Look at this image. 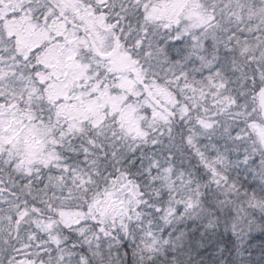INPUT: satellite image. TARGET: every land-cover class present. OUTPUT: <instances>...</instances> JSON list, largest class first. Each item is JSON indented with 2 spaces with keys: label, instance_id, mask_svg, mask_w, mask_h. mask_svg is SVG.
<instances>
[{
  "label": "snow or ice",
  "instance_id": "1",
  "mask_svg": "<svg viewBox=\"0 0 264 264\" xmlns=\"http://www.w3.org/2000/svg\"><path fill=\"white\" fill-rule=\"evenodd\" d=\"M264 0H0V264H264Z\"/></svg>",
  "mask_w": 264,
  "mask_h": 264
},
{
  "label": "rangeland",
  "instance_id": "2",
  "mask_svg": "<svg viewBox=\"0 0 264 264\" xmlns=\"http://www.w3.org/2000/svg\"><path fill=\"white\" fill-rule=\"evenodd\" d=\"M260 232H256L253 235L256 237L255 240L252 241L253 245H260V244H264V239L260 238L259 236H257ZM259 251L256 252V254H258ZM260 257H262V255H260Z\"/></svg>",
  "mask_w": 264,
  "mask_h": 264
},
{
  "label": "trees",
  "instance_id": "3",
  "mask_svg": "<svg viewBox=\"0 0 264 264\" xmlns=\"http://www.w3.org/2000/svg\"><path fill=\"white\" fill-rule=\"evenodd\" d=\"M257 236H259L260 238L264 239V232H260ZM256 252H255V255H254V259L257 260V261L264 260V257H260L261 253L259 252L258 254H256Z\"/></svg>",
  "mask_w": 264,
  "mask_h": 264
}]
</instances>
